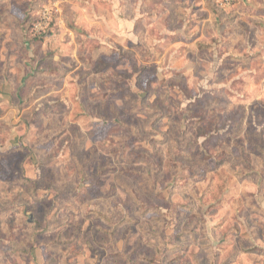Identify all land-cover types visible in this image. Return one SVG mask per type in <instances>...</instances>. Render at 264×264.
I'll list each match as a JSON object with an SVG mask.
<instances>
[{"label": "rangeland", "instance_id": "374dc122", "mask_svg": "<svg viewBox=\"0 0 264 264\" xmlns=\"http://www.w3.org/2000/svg\"><path fill=\"white\" fill-rule=\"evenodd\" d=\"M0 99V264H264V0H0Z\"/></svg>", "mask_w": 264, "mask_h": 264}, {"label": "built area", "instance_id": "2783aa9c", "mask_svg": "<svg viewBox=\"0 0 264 264\" xmlns=\"http://www.w3.org/2000/svg\"><path fill=\"white\" fill-rule=\"evenodd\" d=\"M211 1L221 8H228L232 6L236 0H211Z\"/></svg>", "mask_w": 264, "mask_h": 264}, {"label": "trees", "instance_id": "16d2710c", "mask_svg": "<svg viewBox=\"0 0 264 264\" xmlns=\"http://www.w3.org/2000/svg\"><path fill=\"white\" fill-rule=\"evenodd\" d=\"M28 182L35 184L36 180L35 179H28Z\"/></svg>", "mask_w": 264, "mask_h": 264}, {"label": "crops", "instance_id": "0c3cea01", "mask_svg": "<svg viewBox=\"0 0 264 264\" xmlns=\"http://www.w3.org/2000/svg\"><path fill=\"white\" fill-rule=\"evenodd\" d=\"M128 19V18H127ZM128 24V23H127ZM128 32H130V30H128ZM128 34H131V33H128ZM6 97L3 95V100L5 99ZM1 100V99H0Z\"/></svg>", "mask_w": 264, "mask_h": 264}]
</instances>
